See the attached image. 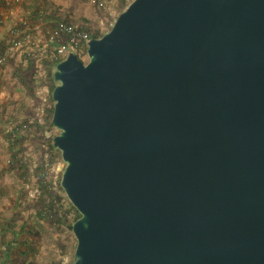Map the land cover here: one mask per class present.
<instances>
[{
  "label": "water",
  "instance_id": "water-1",
  "mask_svg": "<svg viewBox=\"0 0 264 264\" xmlns=\"http://www.w3.org/2000/svg\"><path fill=\"white\" fill-rule=\"evenodd\" d=\"M56 64L71 264H264V0H133Z\"/></svg>",
  "mask_w": 264,
  "mask_h": 264
},
{
  "label": "crops",
  "instance_id": "crops-1",
  "mask_svg": "<svg viewBox=\"0 0 264 264\" xmlns=\"http://www.w3.org/2000/svg\"><path fill=\"white\" fill-rule=\"evenodd\" d=\"M3 1L0 2V51L12 39L10 31L17 29L21 34H32L35 40V57H29L22 49H18L0 66V141L5 140V135L13 127L34 118V108L31 101L29 102L32 95H28L23 76H32L35 79L43 77L44 61L49 57L46 47L48 44H45L48 42L46 31L61 21L83 27L91 25L90 19L84 16L83 0H8L5 6ZM41 29L43 32L40 33ZM29 64L30 73L24 69ZM3 130L8 131L4 134ZM9 169L8 172L14 175ZM1 177L2 172L0 179ZM3 195L4 193H0V264H14V205L11 207L12 213L3 215Z\"/></svg>",
  "mask_w": 264,
  "mask_h": 264
},
{
  "label": "trees",
  "instance_id": "trees-1",
  "mask_svg": "<svg viewBox=\"0 0 264 264\" xmlns=\"http://www.w3.org/2000/svg\"><path fill=\"white\" fill-rule=\"evenodd\" d=\"M7 1L8 0H4L2 2L3 6L6 5ZM108 1H115L116 7L123 10L128 0ZM55 24H53V26ZM83 29L88 33L90 32V38L102 36L99 31L93 32L90 27H83ZM55 67L54 63L48 60L44 61L45 73L40 85L47 86L51 92L57 84L53 78ZM24 69L26 72H29L31 70V65L29 64V66ZM20 70H23V68H20ZM23 77V83L28 91V95L33 96L37 88L38 79L32 76L28 78L26 76ZM50 102L53 103L52 96L50 97ZM45 107V113L42 118H37L35 121L25 120L23 123L13 127L5 135V141L7 142L10 155L9 171H12L22 180L29 178L30 164L24 155L27 149L25 144L28 139L35 140L36 162L33 167V172L37 178V197L33 202V210L38 220L36 225L40 224V221L52 226L57 231L65 227L72 229V223L69 222L70 215H73V222L76 221L80 215L69 201L66 200L65 204L62 201L63 197L58 192L59 190L63 191L60 183L54 184L52 180L47 179L49 170L47 167L56 160L53 151H56L60 157L61 155L60 152L53 147V137H45L46 130L54 127L51 122L53 104H47ZM43 145L46 150L43 149ZM38 238L39 232L35 229L34 225L29 224L27 221L17 224L14 218V264H33V262L29 260L35 257ZM61 247L63 252L64 246Z\"/></svg>",
  "mask_w": 264,
  "mask_h": 264
},
{
  "label": "rangeland",
  "instance_id": "rangeland-1",
  "mask_svg": "<svg viewBox=\"0 0 264 264\" xmlns=\"http://www.w3.org/2000/svg\"><path fill=\"white\" fill-rule=\"evenodd\" d=\"M108 0H83L84 5V16H86L91 21L90 28L93 32L101 33L102 35L107 33L117 16L125 10V8L133 0H128L127 5L123 10L116 7L115 1L107 2ZM98 2L102 4L100 6ZM102 9L100 10V8ZM83 60L87 61V56H83ZM37 88L34 96L29 97V102L31 101L34 108V118L32 121H35L37 118H42L45 113V105L53 104L50 102V97L52 92L47 88V86H41L42 78H37ZM31 99V100H30ZM5 129H7L5 127ZM10 130V129H8ZM3 130L5 134L6 131ZM59 131L53 127L48 128L45 133V137H54ZM25 158L30 164L29 178L24 180L8 172L7 169L10 168V155L7 151V142L0 141V172H2L1 187L0 193H4L1 204H3V215H9L12 213L11 207L14 205V218L17 224H20L23 221H27L29 224L34 225L35 229L39 232V238L36 246L35 257L30 259L33 264H71L73 259V254L76 246V239L73 235L72 229L65 227L64 229L57 231L52 226L44 222L36 225L38 221L35 217L33 202L37 197V178L33 172V167L36 162V151H35V140H27ZM43 149L46 150L43 145ZM55 153V162L47 167L48 175L47 179L52 180L54 184L60 183L61 174L65 167V163L62 161L61 157L56 151ZM63 197L64 204L68 199L65 196L64 191H58ZM72 214L70 215V223H74L72 219ZM64 246L63 252L62 247Z\"/></svg>",
  "mask_w": 264,
  "mask_h": 264
},
{
  "label": "built area",
  "instance_id": "built-area-1",
  "mask_svg": "<svg viewBox=\"0 0 264 264\" xmlns=\"http://www.w3.org/2000/svg\"><path fill=\"white\" fill-rule=\"evenodd\" d=\"M43 32L42 29L39 30ZM49 57L48 61L57 63L63 61L70 52L76 53L81 59L86 55L90 32H86L83 26L74 25L66 22H57L51 29L46 31ZM12 39L10 43L0 52V66L14 55L18 49L29 57H35V40L30 32L19 33L17 29L10 31Z\"/></svg>",
  "mask_w": 264,
  "mask_h": 264
}]
</instances>
